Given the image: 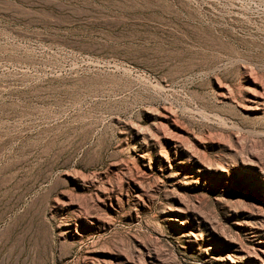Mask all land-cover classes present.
Returning <instances> with one entry per match:
<instances>
[{
	"label": "rangeland",
	"instance_id": "1",
	"mask_svg": "<svg viewBox=\"0 0 264 264\" xmlns=\"http://www.w3.org/2000/svg\"><path fill=\"white\" fill-rule=\"evenodd\" d=\"M0 264H264V0H0Z\"/></svg>",
	"mask_w": 264,
	"mask_h": 264
}]
</instances>
